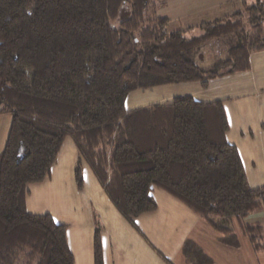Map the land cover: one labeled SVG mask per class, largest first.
I'll list each match as a JSON object with an SVG mask.
<instances>
[{
  "label": "trees",
  "instance_id": "obj_1",
  "mask_svg": "<svg viewBox=\"0 0 264 264\" xmlns=\"http://www.w3.org/2000/svg\"><path fill=\"white\" fill-rule=\"evenodd\" d=\"M169 0H0V114L11 118L0 153V264H74L66 226L27 212L28 186L50 175L67 138L78 150L75 180L87 163L116 210L131 224L156 210L152 190L184 204L237 247L232 220L255 252L264 227L247 217L264 208V186H248L226 141L222 102L191 96L127 110L135 91L244 72L264 50V3L232 20L204 23L201 34L167 31L156 10ZM257 13L252 16L251 14ZM236 36L225 73L202 70L199 50ZM188 260L199 249L187 242ZM94 264H102L99 230Z\"/></svg>",
  "mask_w": 264,
  "mask_h": 264
},
{
  "label": "crops",
  "instance_id": "obj_2",
  "mask_svg": "<svg viewBox=\"0 0 264 264\" xmlns=\"http://www.w3.org/2000/svg\"><path fill=\"white\" fill-rule=\"evenodd\" d=\"M263 3L264 0H169L156 10V14L167 19L168 32L185 31L190 38L201 34L198 28L204 23L232 20L236 15L245 14L246 9ZM230 37L238 45V38L233 35L226 38ZM198 56L197 53L195 62L202 70L214 66L210 57L203 55L199 59ZM220 69L217 72L225 73L224 67ZM181 96H191L203 103L222 102L228 124L226 141L239 154L248 186L252 189L263 187L264 50L250 54L249 67L244 72L212 79L207 86L191 82L135 91L128 95L125 108L147 107ZM4 117L10 116L0 114V129ZM5 124L7 126V122ZM10 125L11 120L6 136ZM6 140L7 137L5 143ZM77 159L76 145L67 138L49 177L29 185L25 199L28 213L49 215L56 224L66 226V240L74 264H94V236L98 229L94 213L100 221L102 264H264V251L253 250L235 219L232 229L238 245L232 247L222 243L219 233L162 190H152L156 210L139 215L131 224L110 202L85 162L81 164L82 186H77L74 173ZM46 207L52 208L55 214L42 211ZM245 222L264 227V208L251 214ZM187 242L199 249L200 256L195 261L184 256L183 247Z\"/></svg>",
  "mask_w": 264,
  "mask_h": 264
},
{
  "label": "rangeland",
  "instance_id": "obj_3",
  "mask_svg": "<svg viewBox=\"0 0 264 264\" xmlns=\"http://www.w3.org/2000/svg\"><path fill=\"white\" fill-rule=\"evenodd\" d=\"M257 13H253V14H251L252 16H254V15H256ZM166 28H168L167 26H166ZM213 43H209L207 46H205L204 48H202V51H199L198 52V54H199V56H198V58L199 59H201V58H203V55L204 56H207V57H210L209 58V60H211L213 63H215L214 64V66H212V68H210V69H214V70H216V71H221V66L223 67V58H224V56H225V54H226V51L230 48H232V47H234L235 45H236V40L235 39H233V37H230V38H225V39H219V40H215V41H212ZM229 49V50H230ZM212 50V51H211ZM216 53H214V52ZM229 52V51H228ZM210 53H211V55H210ZM227 55V54H226ZM228 56V55H227ZM202 62H203V60H202ZM206 71V70H205ZM219 73V72H218ZM5 119H3V120H5L4 122L2 121V124H1V129H0V153L2 152V150H3V147H4V143H5V139H6V135H7V133H6V129H8V125H9V123H10V117H7V118H9V119H7L6 117H4ZM5 122H7V126H6V124H5ZM9 122V123H8ZM4 130H5V133H4ZM81 177H82V179H83V172H82V170H81ZM42 211H47V213H54L53 212V209L52 208H50V207H46L44 210H42ZM43 213H45V212H43ZM55 214V213H54ZM93 219H94V221H97V223H96V228H98V229H100L99 227V223L98 222H100L99 220H98V218L96 217V214L94 213L93 214Z\"/></svg>",
  "mask_w": 264,
  "mask_h": 264
}]
</instances>
